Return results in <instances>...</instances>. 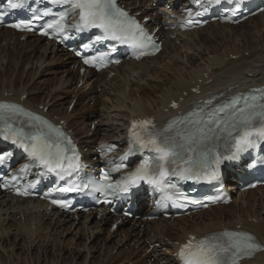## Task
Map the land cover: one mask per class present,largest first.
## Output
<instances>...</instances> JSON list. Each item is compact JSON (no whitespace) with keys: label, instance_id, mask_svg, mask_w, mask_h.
Returning <instances> with one entry per match:
<instances>
[{"label":"bare ground","instance_id":"obj_1","mask_svg":"<svg viewBox=\"0 0 264 264\" xmlns=\"http://www.w3.org/2000/svg\"><path fill=\"white\" fill-rule=\"evenodd\" d=\"M149 1L153 0H120L121 3H124L125 5L130 6L135 10H140ZM166 4L167 3L163 4L164 7ZM257 16H264V12L259 13L252 18H248L242 23H247ZM230 28H232L231 25L213 22L208 23L206 26L200 29L178 33L179 36L175 39H180V37L182 38V36L186 37V39H183L182 41L183 44L181 48L185 46V48L187 49H193V46L202 47L200 44H202V42L205 43L206 39H200V37L196 39V37L194 38L193 36L196 34V32L207 30V33H210L213 38L215 37V39H213L214 42L218 38H220L221 41H224V37L230 42V40H236L234 38L235 32H233V34H226V31ZM6 32L9 33L8 30H6ZM2 36L4 41L10 43V36H8L6 33L2 34ZM29 36L34 35L31 34L28 35V37ZM19 37L20 35H17L12 41V43L14 44V46L11 47L12 51L0 47L1 79L3 77L6 78L18 74L17 72L20 71V69L26 62L31 64V67H33V64H35V69L34 72H32L31 70V72L26 71V73L23 74L24 69L22 68L20 72L21 77H24V79H29L36 74V71L38 72L39 76H41L42 74L44 75L45 71L47 70L45 64L47 63L48 65H50V63L54 62L51 56L54 57L58 55V58H61L62 60L64 59L66 60V63L70 64L76 62L72 60L68 53L63 52L60 48L52 47L45 42L43 43L40 37L35 36L33 37V40H29L27 39V37H25V41L22 42H19ZM258 38L259 37H257V40ZM228 41H226L224 44L226 45ZM174 42L175 41H172V44L169 47H166L164 44V50L167 49V51L164 52L166 53V58H168V60L166 61L159 60V56H163V54H159V52L158 56L143 60L138 63L135 61H126L122 63L120 66L114 69V77H111L110 79L107 77V73L93 74L89 72L85 74L86 79L81 87L76 86L79 78L81 77L78 76L73 67H70L69 69L67 67L61 70V77L63 78L65 75V81L63 83L59 82L54 87V90L52 92L46 94V97H48L49 99L48 102L51 101V105L53 106L56 105L55 102L63 100V102L61 103L63 104V112H60L62 110L61 108L56 109L48 107V102L39 104H42L43 107L47 106V111L51 116L59 115L60 117L65 118L68 123L74 124L76 126V129L74 131L82 133L83 138L81 139L80 137L81 143L83 144V146L89 147V145L95 140V137H93V139L85 138L86 133L89 131L88 127L92 122L99 118L100 119L97 122V127H95V130L92 134L95 136V134L97 135L101 133V137H99V140H110L111 138H115V135L118 136V133L122 131L123 125L126 124L129 118L136 115H166L172 111V109L168 107V104H170L172 101H176L179 97L183 98V102H185L186 100L191 98L204 96V94L208 91L219 92L220 90H225L229 85L234 83H237L239 86L243 87H247L248 85H253L255 83H264V44L261 45V52H250L248 56L241 55L238 59H232L231 57L233 55L238 56V53L241 52L240 47L238 46L241 45L237 46L235 44L237 48L234 46V48L232 47L233 49L226 47L223 49V52H219L220 49L215 50L213 48V50L212 48H209L210 50H208L207 44H205L206 47L204 46V49L208 50V54L211 53L213 56L209 57L211 59H208V61L205 59L206 65L204 64V67L203 65H201L202 68L199 69L198 66L195 68L196 70L192 72L190 67H180L181 65L179 63H173L170 61L172 57L176 55ZM212 42L213 41H210V43ZM23 46L24 50H22ZM171 49H173V52H171ZM38 51H41V53L37 55L36 58H34L35 60L32 59L31 56L33 55V53H36ZM185 57L187 58L186 65L189 64L190 66H192V58L194 57L192 55L188 56L187 53H185ZM18 61H20V63H18ZM144 62L146 64H144ZM140 64H143L145 66L139 67ZM183 71H185V74L183 73ZM166 73L171 74V76H168ZM45 74H48V72ZM159 74H162L163 76L161 79L163 85L160 84L159 87H152L151 80L157 78L156 75ZM221 74H224L223 77H221ZM75 76L77 77L75 78L77 80L74 82ZM199 79L200 82H198ZM21 81L23 82V84H21L20 88H15L13 84L15 83V81L13 82L11 79H9V81L5 83L1 81L0 98L19 101L21 95L26 94V97L22 100V102L27 106H37V104L35 105L32 100H34L37 97L38 93L42 90H32L33 86H31V84L28 85L27 81L24 82L23 79H21ZM46 82L47 79L45 78L38 82L32 81L31 83L33 85H36V83L41 84ZM47 84H49V82H47ZM100 85H102V87ZM87 86H89V88H87ZM99 86L101 87V93L97 92V88ZM145 86L146 89H144ZM196 86H199V93L192 91V89ZM40 89L43 88L41 87ZM65 96H71V98L67 100V104L72 99L75 100L73 108L67 115L66 106L64 107ZM84 98L93 100L94 103L101 105V112H98L97 109L91 107H85V109L82 110L80 104L81 101L83 103ZM165 110H167V112H165ZM228 189L232 190L233 187L229 186ZM256 192L264 194V188H257L255 190L238 193V195L241 198L245 194H255ZM236 199L237 198L235 197L233 201L235 202ZM252 200V202L249 200H242V204H240L239 207L235 210V212H239L235 215L233 214L234 216L229 219L227 223H223L222 221L214 222L210 219L208 222L199 221L195 218L197 217L200 219L203 213L211 210L213 211L215 208H221L222 206H224L218 205L216 207H213L214 209L211 208L209 210H205L203 213L198 212L187 217H180L172 220L158 219L150 221L145 224L144 229H138L135 224H131L127 227H124L122 225L118 227L116 231L109 233L108 227L107 232L109 233L108 236L110 237V241L113 238H117V236H119V238L116 242L112 243L111 247H106L104 244L103 246L101 245L99 256L101 255L102 259L98 260V256L97 260L93 261L91 260L93 258V255L90 254V252L93 250V241L95 240V238H99L97 237L98 232L102 231V226L106 223V219L95 220L93 217H91L89 220L81 221L80 225L75 226V220H71L70 216L68 215L63 216L53 213L46 214L44 212L45 205L41 201H21L13 203L0 196V241H2L3 244L7 245L8 243H5V240H9L7 238H11L12 234H15V232L13 233L14 230L16 231L15 238L18 235L17 233H20V235L25 239L33 238L36 241L35 243L39 242L38 247H40L47 237V229H50V232L53 230H59V233L62 234L64 233L63 231L66 232L74 226V229L81 232L87 230L83 235V241H81L83 247L87 246L86 242L88 241V239H94L90 243L89 247H87L88 251L86 252L84 261L80 263L75 262L73 264H125V262L127 261H131L132 264H146L148 263L146 261L149 260L150 257H154V261L150 262V264H157L160 260H163L164 262H172V260L168 256H166L172 252L171 249L176 248L172 244V241L183 240L186 234L195 233L197 235H202L211 230L219 229L222 225H227V227L230 228L239 227L249 230L253 232L256 238L264 245V216L258 213L259 211L257 213L254 212V208L257 206L258 202L261 211L262 208H264V196L262 199L261 196H259L257 199L254 197ZM247 210H250L249 212H252L251 215L248 216L252 217L250 219L254 218V222L248 221L247 219H245V217H243V213H245ZM16 217H18V219H15ZM188 217H192L193 219L195 218V221H193L191 225L186 223L182 225V220H185ZM203 217L207 218L205 216ZM234 217H236L235 221H233ZM32 225H35L34 230H31ZM168 225H170L171 228L172 226H174V228L177 230L169 229ZM187 226H190V228H188ZM43 231L45 232V234H43ZM29 233L31 236H28ZM76 233L77 231L73 235H75ZM123 233L124 237L120 238V235L122 236ZM53 238L56 237L54 236ZM106 239L108 240V238ZM107 240L105 241L107 242ZM155 241H158V243ZM52 243V239H50L49 235L48 241L45 243L44 247H48ZM154 243L155 245H158H153L150 248V245ZM31 244L32 242L30 243V245ZM120 244L122 246V249H115L118 248L117 246H119ZM9 245L10 248L13 249V246H15L16 243L15 241H10ZM68 245H65V247ZM47 247L42 251V254L44 256H46L48 252ZM125 247L126 249H124ZM161 247L164 248L163 251H160ZM112 251H114L113 254L111 253ZM141 251L144 252L143 255L140 254ZM25 252H27L26 257H20L19 254H17V258L15 260V256H12V260H15L14 263H10V261L6 259L1 260L0 264H22V262L30 264L29 261H26L28 260L29 256H31V262L33 264H41L42 259L41 257H39V255L31 253L29 254V251ZM87 256L89 257V259L86 258ZM54 262L55 259H51V261H49L48 263L44 262L43 260L42 264H70L63 261L62 258L57 259L56 263ZM242 264H264V250L255 253L254 257L251 260Z\"/></svg>","mask_w":264,"mask_h":264},{"label":"snow or ice","instance_id":"obj_2","mask_svg":"<svg viewBox=\"0 0 264 264\" xmlns=\"http://www.w3.org/2000/svg\"><path fill=\"white\" fill-rule=\"evenodd\" d=\"M215 2L219 4L221 0ZM52 3L67 7L54 14L55 18L46 25L48 29H54L61 34L69 29H75L76 32L100 29L103 35L96 37V43L114 40L120 44H129L139 49V56L151 54L146 51L149 46L155 51L159 50V46L152 42V38L141 25L117 6L116 0H52ZM9 6L11 9H21L25 5L22 0H14ZM4 15L5 13L0 11V16ZM69 15L78 17L75 23L65 22ZM191 15L189 11V16ZM41 18L34 15L32 19L12 24L11 27L31 31L33 21ZM89 47L92 45H84V48ZM115 51L116 48L113 46L109 52H101L90 58L85 57L84 63L95 65L99 62L100 66H103L110 52ZM207 106L206 103L204 107ZM19 115H21L19 106L0 103V122L4 125L5 133L15 136L13 142L19 143L30 153L34 161L47 169L45 175L56 173L59 179L64 180L65 162L73 158L78 161L71 140L59 128L38 116H29L27 121L21 122L24 126L16 128L11 121ZM23 115L28 114L24 112ZM130 134L132 144L138 146L135 147V151L149 149L155 155L115 184L101 181L93 182L91 185L85 184L83 187L91 186L94 192L115 195L117 192L127 193L130 186L144 182L163 193L160 204L186 206L181 200L182 194L173 191L175 185L170 182L172 177L196 183L201 181L211 183L219 179L218 168L222 160H235L240 153L254 147L256 141H264V89H254L249 95H236L207 113L201 108L200 112L176 118L165 127L158 128L151 120L133 121ZM5 139H8L7 134ZM220 149L231 152V155L223 156ZM68 152H72V158L67 156ZM132 153L133 149H130L129 154ZM124 158L120 157L121 160ZM213 165L216 167L213 168ZM68 166L73 171L80 167L78 163H69ZM121 167L124 165H117L112 171H119ZM24 171H27V168ZM68 175L71 176L72 172ZM104 180H108L107 174ZM27 187L34 188L35 184ZM82 190L67 187L52 191L64 193ZM17 192L20 195L29 194L27 190L21 191L19 188ZM51 194L49 192L45 195ZM52 203L61 207L68 206L63 201L55 199ZM262 248L264 245H261L252 234L243 231H223L202 240L190 239L182 246L178 256L182 264H241L244 258L253 256Z\"/></svg>","mask_w":264,"mask_h":264},{"label":"rangeland","instance_id":"obj_3","mask_svg":"<svg viewBox=\"0 0 264 264\" xmlns=\"http://www.w3.org/2000/svg\"><path fill=\"white\" fill-rule=\"evenodd\" d=\"M233 32H235L234 38L236 40H234V41L230 40V42L227 39H225V37H224V41H221L220 38H218L214 42L213 39H215V37L213 38L210 33H207V30L196 32V34L193 37L194 38L196 37V39H198V37H200V39L204 38V39H206L205 40L206 42L205 43L202 42V44H200L202 47L193 46V49H187V48H185L186 46L181 48V46L183 44L182 43L183 39H186V37H183L182 36V38L180 37L181 43L180 44L175 43V51H176L175 54L176 55H174L170 61L173 62V63H179L181 65L180 67H182V66H186L187 68L190 67V69L192 70V72H194L196 70L195 69L196 67L199 66L198 67L199 69L202 68L201 65H203V67H204V64L206 65L205 61L206 60L208 61V59H211L209 57H212L213 56L211 53L208 54V50H210L209 48H212V49L214 48L215 50L216 49H218V50L220 49L219 52H223V49L226 48V47L227 48H232L234 46V47L237 48L238 45H241V46H238V47H240V51L241 52L238 53L239 54L238 56L236 55V59H238L241 55L248 56L250 54V52H256V51L261 52L262 51L261 45L264 44V16H257L253 20H251V21H249L247 23H240V24H238V26H235V27L232 26V28H230L229 30L226 31V34H233ZM257 37H259L260 39L258 38V40H257ZM0 39H1V36H0ZM27 39H28V37H27ZM33 39H34L33 36H30L29 37V40H33ZM254 40H256V41H254ZM210 41H213V42L210 43ZM226 41H228V42L225 45L224 43ZM171 44H172V42H171ZM171 44L169 46H171ZM205 44H207L208 50L204 49V46L206 47ZM235 44L237 46H235ZM2 46H5L4 45V42H2ZM169 46H166V47H169ZM241 48H243V49H241ZM7 49L8 50H12L11 49V46L7 47ZM22 50H24V46L22 47ZM172 50L173 49H171V52H173ZM166 51H167V49L166 50H163V52L160 53V54H163V56L162 57L159 56V60H163V61L168 60V58H166V53H164ZM263 52H264V49H263ZM40 53H41V51H38L36 53H33V55L31 56V58L32 59L36 58L37 55H39ZM185 53H187L188 56L192 55L194 57V58H192V61H193V65L192 66H190L189 64L186 65L187 58L185 57ZM57 56L58 55H56L54 57L51 56V58L53 59L54 62L50 63V65H48L47 63L45 64V67H47V70L45 71V73L48 72V74H45L44 72H42V73H44V75L42 74L43 76L42 75L39 76L38 75V72L36 71V74L33 75V77H31L29 79H24V77H21V73H20L21 70H22V68L24 69L23 74H25L26 71H30L31 72V70H32V72H34V69H35V64H33V67H31V64H29V63L26 62V63H24V65L22 66V68L20 69V71L17 72L18 74H15L14 76L12 75V76H9V77H6V78L3 77L2 79L0 78V82L2 81V82L5 83V82H8L9 79H11L13 82L15 81V83H13L14 86H15V88H20L21 87V84H23V82L21 81V79H23L24 82L27 81L28 85L31 84V86H33L32 87V90H34V89L42 90L41 92L38 93L37 97L34 100H32V101L35 103V101H39V99H40L39 103H42V104L45 103V102L47 103L49 99H48V97H46V94L49 93V92H51V89L54 88L59 82L63 83L65 81V79H66L65 75L63 77L64 79L61 77V74H62V71L61 70L67 68L68 66L66 64H69V63H66V60H64V59L62 60L61 58H58ZM59 59H60V61H59ZM57 62H59V63L57 64ZM18 63H20V61H18ZM144 64H146V63L144 62ZM51 65H53V66H51ZM63 65H65V66H63ZM43 66H44V64H43ZM141 66L144 67L145 65L140 64L139 67H141ZM69 68L70 67H68V69ZM183 73L185 74V71H183ZM166 74L168 76H171V74H169V73H166ZM223 75L224 74H221V77H223ZM76 76L74 77V82L77 80V79H75V78H77ZM60 77H61V79L63 81L60 80ZM156 77L157 78H154V79L151 80V86L152 87H159L160 84H162V82H161V79L163 77L162 74L156 75ZM45 78L47 79V82H49V84H47V82L46 83H41V84H37L36 83V85H33L31 83L32 81L38 82V81H41V80H43ZM100 86L102 87V85H100ZM100 86L98 88H100V91H101V87ZM41 87L43 89H40ZM49 88H51V89H49ZM164 88H165V86H164ZM144 89H146V86L144 87ZM97 91H99V89ZM100 91L98 93H101ZM70 98H71V96H65V98H64V107L67 105V99L69 100ZM89 101H91V100H88L87 98H84L83 99V103L81 101L80 106H81V109L82 110H84L85 107H91V108L97 109L98 112H101V105L96 104L94 102H93L94 104H92ZM62 102H63V100L57 101V102H55L56 105L53 106V105H51V101H50V102H48V107H50V108H56V109H59V108L62 109V106H63V104H61ZM36 104L37 103H35V105ZM95 105H97V106H95ZM78 107H79V104H78ZM66 108H67V106H66ZM63 110L64 109H62L60 112H63ZM66 111H67V109H66ZM68 113L66 112V115ZM75 119H77V118H75ZM99 119H97V122H98ZM96 127H97V124H96ZM89 135H88V132H87L86 133V136L87 137L85 136V138L93 139V136H89ZM82 138L83 137L81 136V139ZM84 147H87V146H84ZM235 196H234V199H235ZM263 196H264V194H263ZM254 197L257 199L259 196L257 194H250V193H248V194L243 195L240 198V196L237 194V196H236L237 199H236L235 202L233 201L232 204H229L227 206H222L221 208L214 209L213 211L209 212V214H208V212L207 213H203L202 214V217L205 216L207 218H204V217L202 218L201 217L200 218L201 220L199 218H196V219L199 220V221H207V222L210 219L211 221H214V222H216V221H222L223 223H227V221L229 219H231L235 214H237L239 212V211L238 212H235V210H236V208L239 207L240 204H242V202H241L242 200H249V201L252 202L253 201L252 199ZM249 211L250 210H247L245 213H243V217H245V219H247L248 221H251L249 219L250 217L248 215H251L252 212H249ZM260 211L261 210H260L259 203H258V205L254 208V212L255 213L258 212V213H260L261 215L264 216V214H263L264 213V208L262 209L261 212ZM219 213H220L221 216L219 215ZM190 218H191V220H189ZM15 219H18V217H16ZM235 220H236V217L233 218V221H235ZM81 221L82 220H79V222H78L79 224L77 223L76 225H80V222ZM193 221H195V218L193 219L192 217H188L187 219L182 220V223L181 224L184 225V223H186V224L191 225L193 223ZM252 221H254V219H252ZM101 224H103V223H101ZM129 225H131V224H129ZM129 225H126L125 227H127ZM66 226H68V225H66ZM168 226H169V229H171V230H177V229L174 228V226H172V228L170 227V225H168ZM106 227H107V224L106 225L103 224L102 231L101 232L99 231L98 232V235H97V237H99V238L98 239L95 238V240L93 241V246L92 247H93V250L94 251L92 250L90 252V254L93 255V258L91 259L93 261L97 260V258L99 256L101 245L103 246V244H104L106 247H111L112 243L113 242H116L117 239L119 238V236H117V238H113L110 241V237L108 235L111 232L109 231V228H108L109 226L107 227L109 233L107 232V230H106L107 228ZM187 227L190 228V226H187ZM73 229H74V226L72 227V230L70 229V230H68L66 232L63 231L64 233H62V234L59 233V230L58 231L53 230L52 232L54 233V236L56 238H54V242L50 246H48V247L46 246L47 249H48L47 250L48 252H47L46 256H44L42 254V251H43V249H46V247H44V246H45V243L48 241V239H45L44 243L40 247H38V245H39L38 243L39 242L38 243H35L36 241L33 238H30L31 239V241H30V239L23 238L20 235V233H17L18 235L15 238L16 231L13 230V233L15 232V234H12L11 238H7V239H9L12 242L15 241L16 245L13 246V249H12V248H10V245H13V244H10L9 245V242H10L9 240H7V241L5 240V243H8L7 245L6 244H3L2 241H0V261L7 259L8 261H10V263H14V261L17 258V254H19L20 257H24V256L26 257L27 252H25V251H29V254L30 253L31 254H37V255H39V257H41V259H42L41 264L43 263V260H44V262L48 263L49 261H51V259H55V262L54 263H56L57 259H61V258L66 263H70V264H73L75 262L76 263H80V262L84 261L86 252L88 251L87 247H89L90 243L92 242V240L94 238L88 239V241L86 242V245L87 246L86 247H83L81 241H83V235L86 233L87 230L85 229L86 231H84V232L82 231L81 232L79 230H76V229L73 230ZM76 231H77V233L75 235H73ZM96 233H97V231H96ZM43 234H45L44 231H43ZM48 234L50 235V229H47L46 230V235H48ZM72 236H74V237H72ZM123 237H124V233L122 234V236L120 235V238H123ZM106 238H108V240ZM50 239H52V238H50ZM105 240H107V242ZM31 242H32L33 245L32 244L30 245ZM155 242L158 243V241H155ZM34 244H36V245H34ZM65 245H68V246L65 247ZM73 245H76V246H73ZM152 245H155V243L152 244ZM157 245L158 244H156L155 246H157ZM117 247L118 248H115V249H122L121 244L119 246H117ZM124 249H126V247ZM69 252H70V254H69ZM113 252L114 251H112L111 253L113 254ZM141 252H143V251H141ZM12 254H14V255H12ZM143 254H144V252H143ZM143 254H141V255H143ZM5 256H6V258H5ZM12 256H15L14 257L15 260H12L13 259ZM86 258L89 259L88 256ZM100 259H102V256L101 255L99 256L98 260H100ZM26 261L27 262L29 261L30 264H33L31 262V256H29L28 257V260H26ZM153 261H154V257H150V259L147 260L146 262H153ZM22 264H26V263H23L22 262ZM125 264H131V263L130 262H126Z\"/></svg>","mask_w":264,"mask_h":264}]
</instances>
